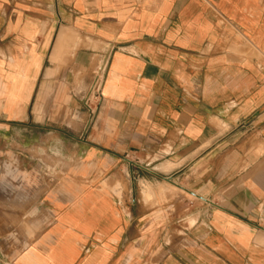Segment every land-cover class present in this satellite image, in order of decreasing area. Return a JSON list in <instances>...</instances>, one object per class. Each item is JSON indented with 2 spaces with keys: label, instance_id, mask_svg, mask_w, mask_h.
Here are the masks:
<instances>
[{
  "label": "crops",
  "instance_id": "crops-1",
  "mask_svg": "<svg viewBox=\"0 0 264 264\" xmlns=\"http://www.w3.org/2000/svg\"><path fill=\"white\" fill-rule=\"evenodd\" d=\"M0 120V264H264V0H0Z\"/></svg>",
  "mask_w": 264,
  "mask_h": 264
},
{
  "label": "rangeland",
  "instance_id": "rangeland-1",
  "mask_svg": "<svg viewBox=\"0 0 264 264\" xmlns=\"http://www.w3.org/2000/svg\"><path fill=\"white\" fill-rule=\"evenodd\" d=\"M21 130V126L0 120V184L8 179V185L15 188H21L22 180L28 177L34 181L39 175H48L47 169H30L27 164H53L40 151L39 147L43 150L44 146H39L37 135H26Z\"/></svg>",
  "mask_w": 264,
  "mask_h": 264
},
{
  "label": "built area",
  "instance_id": "built-area-1",
  "mask_svg": "<svg viewBox=\"0 0 264 264\" xmlns=\"http://www.w3.org/2000/svg\"><path fill=\"white\" fill-rule=\"evenodd\" d=\"M103 72H97L93 78L90 88L85 96V107L94 116L103 102Z\"/></svg>",
  "mask_w": 264,
  "mask_h": 264
}]
</instances>
